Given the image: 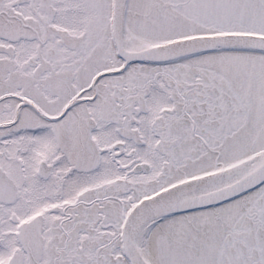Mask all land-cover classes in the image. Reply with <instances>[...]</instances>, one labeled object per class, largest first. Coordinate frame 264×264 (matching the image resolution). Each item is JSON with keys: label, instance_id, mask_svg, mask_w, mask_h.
Listing matches in <instances>:
<instances>
[{"label": "snow or ice", "instance_id": "snow-or-ice-1", "mask_svg": "<svg viewBox=\"0 0 264 264\" xmlns=\"http://www.w3.org/2000/svg\"><path fill=\"white\" fill-rule=\"evenodd\" d=\"M0 264H264V0H0Z\"/></svg>", "mask_w": 264, "mask_h": 264}]
</instances>
